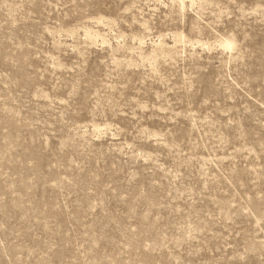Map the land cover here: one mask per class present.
<instances>
[{"label": "rangeland", "instance_id": "rangeland-1", "mask_svg": "<svg viewBox=\"0 0 264 264\" xmlns=\"http://www.w3.org/2000/svg\"><path fill=\"white\" fill-rule=\"evenodd\" d=\"M0 264H264V0H0Z\"/></svg>", "mask_w": 264, "mask_h": 264}]
</instances>
